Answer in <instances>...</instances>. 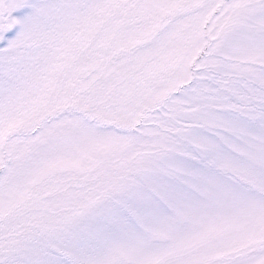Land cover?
Returning a JSON list of instances; mask_svg holds the SVG:
<instances>
[{
	"label": "snow or ice",
	"instance_id": "obj_1",
	"mask_svg": "<svg viewBox=\"0 0 264 264\" xmlns=\"http://www.w3.org/2000/svg\"><path fill=\"white\" fill-rule=\"evenodd\" d=\"M0 264H264V0H0Z\"/></svg>",
	"mask_w": 264,
	"mask_h": 264
}]
</instances>
